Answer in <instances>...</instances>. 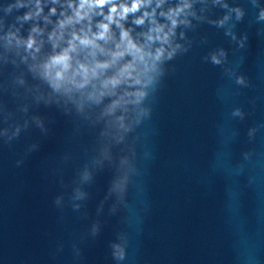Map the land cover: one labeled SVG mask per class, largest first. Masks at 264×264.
<instances>
[{
    "label": "water",
    "instance_id": "water-1",
    "mask_svg": "<svg viewBox=\"0 0 264 264\" xmlns=\"http://www.w3.org/2000/svg\"><path fill=\"white\" fill-rule=\"evenodd\" d=\"M35 3L0 0V264H264V0H188L144 97L111 114L116 96L34 67L67 0L19 19ZM34 26L35 59L6 40Z\"/></svg>",
    "mask_w": 264,
    "mask_h": 264
},
{
    "label": "clouds",
    "instance_id": "clouds-1",
    "mask_svg": "<svg viewBox=\"0 0 264 264\" xmlns=\"http://www.w3.org/2000/svg\"><path fill=\"white\" fill-rule=\"evenodd\" d=\"M58 2L52 0L53 4ZM164 3L165 0H155V7L149 11L153 0H67L60 18L47 34L52 52L34 67L57 92L80 93L96 103L105 96H116L106 111H127V105L138 104L144 97L142 89L152 82L166 52L168 57L172 55L166 46L171 47L175 28L184 22L178 18L190 7L188 0H181L175 7L161 11L159 15L170 22L161 23L157 9ZM42 12L41 0H36L35 8L19 19H34ZM56 13L57 9L52 7L43 19L52 23L50 17ZM130 16L136 26L147 22V30L133 35L134 29L126 26ZM43 32L44 29L34 26L26 39L10 32L6 40L23 45L35 59L44 43L37 37ZM156 44L159 46L154 47ZM212 59L219 63L215 56ZM122 120L123 117H117L118 122Z\"/></svg>",
    "mask_w": 264,
    "mask_h": 264
}]
</instances>
